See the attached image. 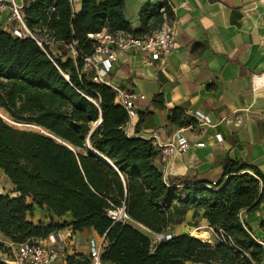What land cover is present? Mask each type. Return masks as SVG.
Instances as JSON below:
<instances>
[{
  "label": "trees",
  "instance_id": "trees-1",
  "mask_svg": "<svg viewBox=\"0 0 264 264\" xmlns=\"http://www.w3.org/2000/svg\"><path fill=\"white\" fill-rule=\"evenodd\" d=\"M21 11L40 37L77 43L80 56L77 61L47 57L32 40L13 37L0 23V109L16 123L42 129L17 128L0 114V169L19 193L11 196L0 189L2 236L21 244L68 226L79 232H103L108 197L91 161L93 151L86 144L85 130L69 116L82 95L96 101L85 102L91 119H102L96 146L116 166L111 169L115 208L125 207L132 222L156 234L165 233L172 224L181 225L191 210L194 219L202 212L216 236L211 244L191 234L177 235L153 248L150 237L134 224L117 220L107 233L110 246L103 255L105 263L264 264V244L242 217L264 201V173L227 155L220 162L223 180L219 183L167 178L155 162L159 153L153 141L127 133L129 114L115 104L112 89L79 76L81 55L94 52L89 34L104 27L149 34L151 19L163 11L171 16L170 6L148 1L139 11L136 28L125 15V0H83L78 12L72 0H24ZM168 121L180 127L197 124L181 109L172 110ZM35 205L57 217L72 213L74 220L63 225L35 223L30 219ZM6 250L0 241V253ZM89 263L84 254L67 257V264ZM0 264L6 263L0 258Z\"/></svg>",
  "mask_w": 264,
  "mask_h": 264
},
{
  "label": "crops",
  "instance_id": "crops-1",
  "mask_svg": "<svg viewBox=\"0 0 264 264\" xmlns=\"http://www.w3.org/2000/svg\"><path fill=\"white\" fill-rule=\"evenodd\" d=\"M14 1L20 9L23 7L24 0ZM72 1L78 12L83 0ZM148 1H165L170 6L171 16L163 11L161 16L151 19V30L174 29L177 44L163 61L165 69L160 68L161 61L147 62L121 54L124 64L114 73V82L123 87L131 84L147 97L137 103L127 133L145 139L156 133L165 141L184 128L194 144L205 142L204 148L194 146L178 155L168 167L157 157L155 162L167 178L185 176L219 183L223 180L220 162L227 155L264 173V0H125V15L134 28L140 25L139 11ZM2 28L8 32L6 25ZM74 57L73 54L71 58ZM129 62L136 65L120 76L119 71ZM174 109L195 119L198 113L208 115L213 125H203L196 119L195 125L176 126L168 121ZM217 133L223 135V141H217ZM4 174L0 169V178L5 182ZM193 215L194 210L189 211L184 222L203 219L202 212L197 219ZM242 217L264 244V201L255 212H243ZM30 219L45 225H63L74 220L72 213L57 217L37 205ZM58 231L68 236L61 249L67 256L88 255V239L94 229L79 232L68 226ZM84 232L89 234L86 246L78 247L79 235ZM0 240L9 242L1 232Z\"/></svg>",
  "mask_w": 264,
  "mask_h": 264
},
{
  "label": "built area",
  "instance_id": "built-area-1",
  "mask_svg": "<svg viewBox=\"0 0 264 264\" xmlns=\"http://www.w3.org/2000/svg\"><path fill=\"white\" fill-rule=\"evenodd\" d=\"M0 23L6 25L7 30L13 37L32 40L40 52L42 49H51L52 45L67 46L76 52L77 43L65 44L48 42L39 36L38 31L31 27L14 0H0ZM92 42L94 52L89 56H82L83 65L78 69L81 79L89 83H100L108 85L115 96V104L123 107L129 114L130 120L136 115L137 103L146 101L147 97L135 91L133 86L123 87L114 82V73L124 64L121 54L127 58L141 57L147 62H158L161 69H165L163 62L175 48L176 32L172 28L152 30L149 34L143 32L128 33L124 31H112L108 27L102 28L99 32L88 35ZM52 50V49H51ZM52 58V51L49 52ZM43 54V53H42ZM196 119L203 125H213L208 115L196 114ZM100 123V121H99ZM153 145L158 150V157L162 164L167 166L178 155L186 153L196 146L204 148L205 142L194 144L186 135L185 129L180 128L177 135L171 140L162 141L156 133H153ZM218 142L223 141L221 133L216 134ZM119 216H126L125 207L118 209ZM117 221V220H114ZM67 235L62 231H55L48 237L38 240H31L21 244L11 243L5 252L0 253V258L6 264H67V255L61 251L64 248ZM160 241L170 239L172 235L165 233L157 234ZM110 243L107 234L98 233L88 239L89 264H107L103 255L109 248Z\"/></svg>",
  "mask_w": 264,
  "mask_h": 264
},
{
  "label": "rangeland",
  "instance_id": "rangeland-1",
  "mask_svg": "<svg viewBox=\"0 0 264 264\" xmlns=\"http://www.w3.org/2000/svg\"><path fill=\"white\" fill-rule=\"evenodd\" d=\"M48 42H51L53 43L54 41H52L50 38H46ZM51 49L48 48L49 52L52 51V57L54 59L56 58H60V59H63L64 61H67L68 59L71 58V56H73L74 54V59L75 61H77V56L76 54L73 52V50L67 46L63 47V46H57V45H52ZM63 74H64V71H63ZM79 100V104L77 107H82V108H86V100H88L89 102L91 103H96V101L93 99V98H90V97H83L81 95L80 99ZM87 109V108H86ZM0 114L2 116H4V118L13 126L17 127V128H20V129H28V130H33V131H38V132H42V129L37 126V125H33V124H21V123H16L14 121H12L10 118H9V115L6 114L4 112V110L0 109ZM72 118V117H71ZM99 122L98 121H94L92 120L91 124L89 127H84L83 129L85 130V134H86V144L88 147H90V144L88 142V134L91 133V132H95V133H98V128H99ZM97 142H99L97 140ZM82 154H86L85 152L82 151ZM94 154V152H93ZM5 178V182L0 178V189H1V192H4V193H11V194H14V191L16 190V187L15 185L12 184V182L10 181V179L8 178V176L6 174H4V177ZM113 200H114V197L111 201L110 204H108V207L112 208L115 212H116V215L112 218V219H108L107 218V221L110 222V224L112 225V223L114 222V220H119V221H123L124 223H132L134 224L137 228H139L142 232H144L147 236L150 237L151 241H152V246L153 248H155L161 241L158 239L157 237V234L156 233H152L151 231L147 230L146 228H144L143 226H140L134 222H132L129 217L127 216H119L118 214V209L115 208L114 204H113ZM197 222V223H196ZM185 223L186 226H184V230L182 233H178L177 232V228H176V224H172L169 229L165 232V234L167 235H172V236H177V235H184V234H191L195 229L197 230H200V231H207V233L209 234V237L211 238V244H213L215 242V239H216V236L215 234L213 233V230L210 229L209 227V224L206 223V220H204V218H198L196 221H190V222H183ZM182 223V224H183ZM196 223V224H195ZM97 234V232H93L91 235L94 237L95 235ZM81 237V240L80 242H77L76 244L78 245V247L80 246H86V241H87V238L89 236V234L87 232H84L83 234H80L79 235ZM91 236V237H92ZM90 237V238H91ZM3 239V238H2ZM1 242H3L6 246H10L11 245V241H9L7 244L5 243L6 241H2L0 240ZM209 243V242H208ZM81 250V249H79Z\"/></svg>",
  "mask_w": 264,
  "mask_h": 264
},
{
  "label": "bare ground",
  "instance_id": "bare-ground-1",
  "mask_svg": "<svg viewBox=\"0 0 264 264\" xmlns=\"http://www.w3.org/2000/svg\"><path fill=\"white\" fill-rule=\"evenodd\" d=\"M53 48V47H51ZM42 53L45 56H49L48 50L47 49H42ZM136 65L135 62H129L127 63L120 71L119 75L124 76L127 74V72L130 70L132 66ZM78 96L80 97V94L78 93ZM70 116L73 119V122L80 127H89L92 119L90 117L89 111L86 108L82 107H74L70 110ZM96 140H97V133L91 132L88 134V142L91 146V148L94 151L93 156L91 157V160L95 167L97 168V171L101 177V180L103 181V187L104 191L107 194L108 197V203L110 204L113 197H114V187L112 184V179H111V167L112 163L110 160L102 153L100 149L97 148L96 146ZM116 215V212L108 207V219H112ZM111 227V224L109 221L104 226L103 233L107 234L109 229ZM177 232L182 233L183 232V227L181 225H177ZM192 236L197 237L201 239L204 242H211V238L209 237V234L207 231H200L195 229L192 233Z\"/></svg>",
  "mask_w": 264,
  "mask_h": 264
},
{
  "label": "water",
  "instance_id": "water-1",
  "mask_svg": "<svg viewBox=\"0 0 264 264\" xmlns=\"http://www.w3.org/2000/svg\"><path fill=\"white\" fill-rule=\"evenodd\" d=\"M70 116V115H69ZM101 121H102V119H100V123H101ZM90 149L93 151V149L91 148V146H90ZM94 152V151H93ZM92 161V160H91ZM111 163H112V167H111V169L112 168H114V169H116V166L113 164V162L112 161H110ZM93 163V162H92ZM95 166V165H94ZM96 168V167H95ZM96 170H97V168H96ZM97 173H98V171H97ZM98 176H99V179H100V181H101V184H102V187H103V181L101 180V177H100V175H99V173H98ZM112 178V177H111ZM103 190H104V187H103ZM105 192V191H104ZM106 194V193H105ZM106 196H107V194H106Z\"/></svg>",
  "mask_w": 264,
  "mask_h": 264
}]
</instances>
